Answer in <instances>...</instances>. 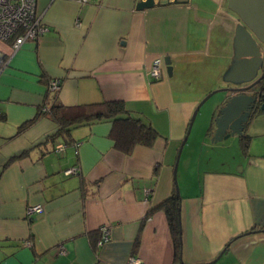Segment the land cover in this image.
Here are the masks:
<instances>
[{"label":"crops","instance_id":"0c3cea01","mask_svg":"<svg viewBox=\"0 0 264 264\" xmlns=\"http://www.w3.org/2000/svg\"><path fill=\"white\" fill-rule=\"evenodd\" d=\"M138 1L36 0L47 31L15 52L0 43L8 60L0 72V264H174L159 207L174 191L173 166L197 105L239 86L231 74L244 26L228 0H160L141 11ZM156 58L158 80L148 75ZM52 79L61 82L56 92ZM217 93L200 106L178 160L176 264H264V111L240 135L211 142L217 110L231 96ZM47 96L63 106L120 100L158 137L126 156L101 121L74 128L55 153L64 140L46 139L57 129L49 117L18 131ZM70 168L76 173L65 174ZM32 205L43 212L28 219ZM101 226L110 236L98 247Z\"/></svg>","mask_w":264,"mask_h":264},{"label":"water","instance_id":"95a60500","mask_svg":"<svg viewBox=\"0 0 264 264\" xmlns=\"http://www.w3.org/2000/svg\"><path fill=\"white\" fill-rule=\"evenodd\" d=\"M160 4V0H141L136 3L135 9L141 11ZM227 6L245 28L239 27L236 31L237 54L240 60L231 74L239 86L210 92L194 110L173 166L172 174L176 196H180L176 171L181 149L200 106L208 97L220 91L231 93V96L217 110V115L213 120L214 133L211 142H219L230 136L240 135L250 118L255 113L264 111V101L260 100L261 92L258 88L260 81L264 79V54H262L264 53V47H262L264 46V0H228ZM164 65L170 76L172 66L169 57L164 58ZM259 70L260 74L258 75ZM177 213L180 225V206L177 208Z\"/></svg>","mask_w":264,"mask_h":264},{"label":"trees","instance_id":"16d2710c","mask_svg":"<svg viewBox=\"0 0 264 264\" xmlns=\"http://www.w3.org/2000/svg\"><path fill=\"white\" fill-rule=\"evenodd\" d=\"M261 95L260 100L264 101V79L260 81ZM47 96L46 100L39 108L35 118L24 122L20 125L21 131L29 126L36 118L47 116L52 119L56 125V132L46 139L60 137L64 140L65 145L70 143L71 131L81 126L92 125L97 122L107 121L111 124L109 138L112 141V147L124 154L130 155L136 146L152 147L158 137V133L139 114L128 111L124 103L120 100L101 101L93 103H84L75 106H63L51 97ZM256 115V113L254 114ZM248 136L242 134L240 143L242 150L245 151L248 144ZM180 196L175 195V191L160 204L167 217V222L174 244V264L180 261L181 253V229L178 222L177 208L180 206ZM93 245L99 238V231ZM95 235V233H93ZM96 248V247H95ZM227 249V245L224 250Z\"/></svg>","mask_w":264,"mask_h":264},{"label":"built area","instance_id":"2783aa9c","mask_svg":"<svg viewBox=\"0 0 264 264\" xmlns=\"http://www.w3.org/2000/svg\"><path fill=\"white\" fill-rule=\"evenodd\" d=\"M87 2L88 0H80ZM47 31L43 24L41 16L36 10V0H0V43L9 42L12 52L17 51L25 42L34 41ZM6 54L0 48V72L7 65ZM163 67V59L156 58L153 60L148 75L153 79H160ZM59 79H52L48 82V90L56 92L60 87ZM64 143L53 146V152L62 153L65 151ZM65 174L76 173L75 168L65 170ZM43 212L41 205L28 206L25 209V217L30 218L33 215H39ZM110 236L107 226L99 228V238L96 242L98 247L104 245ZM26 246L31 243L26 240L23 242ZM63 246L59 248V255L64 254ZM127 264H140L137 257H130Z\"/></svg>","mask_w":264,"mask_h":264},{"label":"rangeland","instance_id":"374dc122","mask_svg":"<svg viewBox=\"0 0 264 264\" xmlns=\"http://www.w3.org/2000/svg\"><path fill=\"white\" fill-rule=\"evenodd\" d=\"M218 93H214V95H212V96H215V95H217ZM214 98V97H213ZM177 186H178V183H177Z\"/></svg>","mask_w":264,"mask_h":264},{"label":"flooded vegetation","instance_id":"af4514ba","mask_svg":"<svg viewBox=\"0 0 264 264\" xmlns=\"http://www.w3.org/2000/svg\"><path fill=\"white\" fill-rule=\"evenodd\" d=\"M258 87H259V89L261 90L260 83H259Z\"/></svg>","mask_w":264,"mask_h":264}]
</instances>
